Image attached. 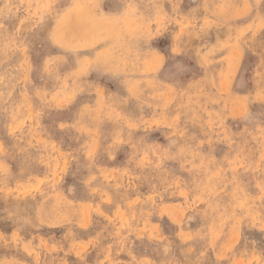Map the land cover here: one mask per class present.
I'll return each mask as SVG.
<instances>
[{
  "label": "rangeland",
  "instance_id": "obj_1",
  "mask_svg": "<svg viewBox=\"0 0 264 264\" xmlns=\"http://www.w3.org/2000/svg\"><path fill=\"white\" fill-rule=\"evenodd\" d=\"M263 208L264 0H0V264H264Z\"/></svg>",
  "mask_w": 264,
  "mask_h": 264
},
{
  "label": "bare ground",
  "instance_id": "obj_2",
  "mask_svg": "<svg viewBox=\"0 0 264 264\" xmlns=\"http://www.w3.org/2000/svg\"><path fill=\"white\" fill-rule=\"evenodd\" d=\"M253 141H255L254 139H253ZM243 145H245V144H234V145H232V144H230L229 143V145L226 147V153H235V158H236V160L234 161V162H237V161H241V159L243 158V151H242V147H244ZM193 149H198V148H196V147H193ZM253 149V148H252ZM197 153H201L199 150H198V152ZM196 155V154H195ZM229 156V155H228ZM247 157V156H246ZM246 157H244V158H246ZM246 159H248V158H246ZM226 160V159H225ZM257 160V159H256ZM192 161V160H191ZM224 161V160H223ZM245 161V160H244ZM251 161V160H250ZM225 162V161H224ZM255 162V161H254ZM228 164H229V162H227ZM245 163V162H244ZM248 163H252V162H248ZM246 164H247V162H246ZM253 164V163H252ZM260 163H258V162H255L254 163V165H259ZM249 166H251V165H249ZM249 170H247V172H248ZM11 174V173H10ZM249 174V173H248ZM9 177V176H8ZM252 177V176H251ZM254 178V177H253ZM239 179V178H238ZM233 182V181H232ZM21 185V184H20ZM213 185V184H212ZM256 185H258V184H256ZM35 186V185H34ZM255 186V185H254ZM213 187V186H212ZM214 188V187H213ZM32 189V188H31ZM37 189H40V188H37ZM252 190V189H251ZM26 191V190H25ZM35 191V190H34ZM57 191V190H56ZM213 192V191H212ZM218 192V191H217ZM216 192V193H217ZM37 193H38V191H37ZM215 193V194H216ZM251 193V192H250ZM45 194H46V192H45ZM227 194V193H226ZM225 194V195H226ZM56 195V194H55ZM213 195V194H212ZM237 195H239V194H237L236 193V196ZM248 195V194H247ZM251 195H253V194H251ZM257 195V194H256ZM262 195V194H261ZM227 196H228V194H227ZM213 197H214V195H213ZM229 197H230V195H229ZM231 198V197H230ZM215 199H216V197H215ZM227 199V198H226ZM225 199V200H226ZM233 199V198H232ZM231 199V200H232ZM215 201V200H214ZM222 201H223V199H222ZM233 201V200H232ZM241 201V200H240ZM227 202V201H226ZM236 202V201H235ZM244 202V201H243ZM230 203V202H229ZM232 203H234V202H232ZM240 203V202H239ZM235 204V203H234ZM229 205V204H228ZM243 205H245V203H243ZM31 206V205H30ZM28 207H29V204H28ZM30 208V207H29ZM232 208V207H231ZM221 209V208H220ZM224 209V208H223ZM237 209V208H236ZM261 209V208H260ZM264 209V208H263ZM262 209V210H263ZM20 211V210H19ZM39 211V210H38ZM41 212V211H40ZM228 212H229V210H228ZM226 213H227V211H226ZM232 213V212H231ZM229 214V213H228ZM218 215V214H217ZM221 215V214H220ZM223 215V214H222ZM224 216V215H223ZM39 217H40V215H39ZM218 218V217H217ZM216 218V219H217ZM40 219H41V217H40ZM222 219H224V217L222 218ZM213 220V219H212ZM42 221V220H41ZM215 221V220H214ZM229 222V221H228ZM212 223H213V221H212ZM216 223V222H215ZM220 223V222H219ZM241 223V222H240ZM260 223V222H259ZM262 224V223H261ZM212 226H213V224H211ZM211 225H210V227H211ZM233 227V226H232ZM234 228V227H233ZM213 229V228H212ZM208 230V229H207ZM211 231V230H210ZM219 231V230H218ZM197 233V232H196ZM200 233V232H199ZM205 233V232H204ZM209 234V233H208ZM215 234V233H214ZM213 234V235H214ZM199 235V234H198ZM221 236V235H220ZM218 237V236H217ZM222 237V239L224 238L223 236H221ZM210 238V237H209ZM220 238V237H219ZM4 239V238H3ZM27 240V239H26ZM216 240V239H215ZM4 241V240H3ZM6 242V241H5ZM204 242H205V240H204ZM226 242V241H225ZM228 243V242H227ZM250 243V242H249ZM44 245V244H43ZM207 246V245H206ZM86 248V247H85ZM84 248V249H85ZM200 249H201V247H200ZM237 249V248H236ZM196 250V249H195ZM198 251V250H197ZM11 252V251H10ZM32 254H33V252H32ZM102 254V253H101ZM198 254V253H197ZM8 255H9V253H8ZM10 256V255H9ZM19 256V255H18ZM200 257V256H199ZM262 257H264V255L262 256ZM39 258V257H38ZM9 261H11V260H9ZM6 262H8V261H5L4 262V264L6 263ZM2 264H3V262H2ZM8 264V263H7ZM11 264V263H10Z\"/></svg>",
  "mask_w": 264,
  "mask_h": 264
}]
</instances>
